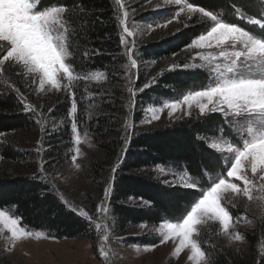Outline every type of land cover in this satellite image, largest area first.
<instances>
[{
  "label": "trees",
  "instance_id": "16d2710c",
  "mask_svg": "<svg viewBox=\"0 0 264 264\" xmlns=\"http://www.w3.org/2000/svg\"><path fill=\"white\" fill-rule=\"evenodd\" d=\"M56 1L80 8L66 19L73 67L82 75L90 76L98 71L105 76V91L92 99L87 97L86 91L99 93L101 88L83 78L74 83L79 101L77 127L79 132L88 131L95 146V151L85 161L90 170L88 184L94 188H88L80 196H69L58 187L59 169L72 163L71 98L64 91L38 99L17 84L9 70L0 74V209L15 208L22 223L31 229L48 231L58 238L85 237L97 248L99 230L93 222L90 227L78 214L81 207L95 220L101 213L96 212L97 205L107 199L106 212L114 235L136 231L141 224L157 227L162 218H179L185 206L199 197L200 189L174 182L167 174L168 169L174 167L179 171L185 167L192 177L206 185L207 175H215L226 166L223 154L207 146L209 139L216 136L218 130L228 131L227 138L233 144L236 136L229 132L225 118L218 114L187 117L171 125L140 130L141 114L135 119L137 130L134 128L135 132L128 135L129 59L120 44L119 3L117 0H46L45 4L51 6ZM186 1L224 14V20L248 30L253 28L239 22L240 14L260 19L252 0ZM234 9L242 11L234 12ZM153 17L159 18L156 14ZM202 27L201 21L195 18L171 37L145 44L137 42L135 53L141 69L144 70L146 62L169 59L177 54L207 28ZM140 78L137 87L147 82L146 76ZM206 79L208 76L200 72H167L160 78L162 84L158 88L151 84L137 94L138 105H148L155 95H169L166 87L182 90ZM13 88H18L19 92ZM26 104L37 108L35 115L24 110ZM104 104L108 106L106 109ZM35 141L42 144L41 158L33 152ZM42 164L43 177L40 175ZM114 167L115 173L112 172ZM159 168L163 171H158ZM105 188L110 193L107 198L104 197ZM145 200L152 207H145ZM259 216L254 231L244 232L248 245L244 250L223 245L219 239H210L213 246L204 249L211 264H264V253L258 248L264 238V214L259 211ZM147 238L130 236L127 240L135 244H156L159 240L155 235L153 239ZM0 264H15L11 254L2 247Z\"/></svg>",
  "mask_w": 264,
  "mask_h": 264
},
{
  "label": "snow or ice",
  "instance_id": "6c2138e0",
  "mask_svg": "<svg viewBox=\"0 0 264 264\" xmlns=\"http://www.w3.org/2000/svg\"><path fill=\"white\" fill-rule=\"evenodd\" d=\"M164 2L174 5L183 3L181 12H186L189 16L198 13L202 22H211L205 32L194 37L186 46L187 49L209 50L208 54L197 53L202 63L190 66L205 70L209 82L200 90L189 91L181 100L165 103L163 107L154 110L151 119L145 123L150 124L152 120H159V113H163L165 108L169 109L168 115L171 118L173 113L185 105L183 116L176 119H183L184 116L192 117V109L195 106L202 116L222 114L227 126L240 140L241 145L234 146L224 137L222 131L218 130L217 137L207 146L221 154H231L230 163L225 166V173L218 175L215 180L209 178V186L200 190V196L185 206L179 223H169L162 218L157 229L161 233V243L178 237L179 241L174 249L176 253L190 247V260L195 261V264H208L201 245L192 238L197 231V225L206 220H214L219 223L223 233L228 234L232 216L225 203L230 204L234 196H244L248 201H252V189L257 174L259 180L264 181V36L255 35L236 23L226 22L217 12L185 3L184 0H164ZM117 3L122 9L119 19L120 44L126 50L131 66L135 68L137 61L131 56L135 41L129 39L135 33L129 27V12L123 10L122 0H117ZM252 5L258 9L260 19L246 23H251L264 32V0H252ZM78 11L80 8L77 5L42 7L40 0H0V74L20 68L23 73L18 74H28L38 78L40 91H44L46 85L56 91H60L63 87L71 98L69 117L75 145H79L81 139L76 122V92L72 87L73 81L79 76L74 75L75 68L71 64L73 51L70 50L69 38L65 35V20ZM241 11L234 9V12ZM174 16L178 18L179 13H174ZM245 16L246 14H243L238 18L244 19ZM171 22H166L164 26ZM212 51H215L216 55H212ZM172 67L174 68L175 65ZM63 78L67 79L66 87L62 85ZM104 78V73L98 71L93 72L91 76L83 77L85 81L89 79L100 81ZM149 86L150 84L146 83L144 88ZM13 91L19 92V89L13 88ZM24 110L34 115L37 112V108L31 104L24 105ZM48 111L51 112L52 109ZM36 151L39 155L40 149L37 148ZM74 153L71 155L73 163L77 160L80 148L76 147ZM75 167L79 169L80 164L75 163ZM249 169L252 174L251 179L248 175ZM158 171L163 169L159 168ZM112 172H116L115 167ZM40 175L41 177L45 175L43 164ZM232 180H237L238 183H233ZM239 182L244 186L241 187ZM187 187L197 189L198 184L193 181ZM261 191H264V184L261 185ZM109 195L108 188H105L104 197L107 198ZM261 200H264V197H261ZM143 205L152 207L146 200L143 201ZM261 207H264V204ZM105 211H108L107 199L100 201L96 207L97 213ZM78 214L89 222L90 227L92 226L93 215L87 211ZM20 221L21 218H14L8 211L0 210V226H2L0 232L7 229L12 242L33 235L39 239L44 235L42 232L34 233L25 229ZM104 239L107 240L108 237L105 236ZM230 239L242 241L244 237L237 232L234 236H230ZM99 254L105 259L109 255L102 249Z\"/></svg>",
  "mask_w": 264,
  "mask_h": 264
},
{
  "label": "rangeland",
  "instance_id": "374dc122",
  "mask_svg": "<svg viewBox=\"0 0 264 264\" xmlns=\"http://www.w3.org/2000/svg\"><path fill=\"white\" fill-rule=\"evenodd\" d=\"M45 2L46 0H40L42 7L47 6ZM184 2L188 3V1L186 0H184ZM122 3L124 6L123 10H127L129 12V27L135 33L134 36L129 39L135 41V45L132 48L131 56L132 59L136 58V61L137 53H135V49L137 42L145 44L147 42L161 41L165 38L177 34V32L187 27L190 21L193 19L197 18L201 21L200 15L198 13L195 16H189L186 12H181L180 8L183 7V3L181 5L166 4L164 0H122ZM54 5L59 6L62 4L56 1L51 6ZM147 12L152 13L153 16L156 14L157 16H159V18H154L151 14ZM145 13H147V15ZM174 13H179L178 18L174 16ZM223 15L224 14L220 15L221 18H223ZM256 19L259 18L245 16L244 19H239V22H242L244 26H249V28H253L252 30H249L253 34L258 36H264V32H261L257 26L251 23H246V21L250 22ZM168 21L172 22L167 23V26L165 27L164 25ZM201 23L202 26L205 27L211 22L201 21ZM157 25H160V27H157ZM65 30V35L69 36L66 20ZM205 31L206 28L203 32ZM191 41L192 39L189 41L188 45ZM208 51L209 50L187 49L185 46L182 50H180L177 54H174L169 59L153 60V62L151 61V63L146 62L144 64V70L141 69V66L138 61L136 67L133 68L129 60V82L127 86L129 88V91L131 92V97H129L127 101L128 113L126 117V128L129 129L128 135H131L132 132H135L134 128L137 130L135 119L141 114L142 119L138 124V129L140 130L155 129L171 125L176 121L182 120L176 119V117L183 116V113L186 109V105L177 112L173 113V116L171 118L168 115L169 109L165 108L163 113H159V120H152L150 124L145 123V121L151 119L154 110L163 107L165 103L181 100L182 96L187 94L189 91L200 90L201 87L206 86L209 82V80L206 79L205 81L200 82L197 85H189L188 87L183 88L182 90L171 89V87H166V89L170 90L169 95H155L150 99L148 105L142 106V104L138 105L137 102V94L141 90L143 91V89H145V84L141 87H137L141 79L140 76H146V83L150 85L152 84L153 88H158L159 85L162 84L160 78L164 76L167 72L173 73L174 71L182 70L186 72H200L208 76L205 70L190 67L202 63V61L197 56V53L204 55L208 54ZM212 55H216V52L212 51ZM70 59L71 64L73 66V56ZM173 65H175L174 68L172 67ZM141 71L144 73L141 74ZM12 73L14 74L13 78L17 82V84L21 85L23 89H25L29 93L35 94V97L37 96L38 99H45L47 94L50 93L59 94L64 92L63 87L60 91H56L50 89L47 85L45 86L44 91H40L38 78L30 76L28 74H18L23 73V70L20 68H16L14 71H12ZM74 75L79 76L77 80L84 77V75H82L76 70L74 72ZM34 80L35 83H33ZM89 81L92 82L93 86H95L96 88H101L102 92L91 93L86 91L87 97L91 99L96 96L100 97L101 93H103L106 89L104 88L105 78L100 81L90 79ZM75 82L76 80L73 81V85ZM62 85L65 87L67 86L66 78L62 79ZM75 87V85L72 87L73 91ZM132 93H135V95H132ZM76 102L78 108L79 101L76 99ZM106 104L103 105L104 109L108 107L106 106ZM192 111L193 116H201L195 106L193 107ZM214 114L222 115L220 113H213L210 115ZM184 118L187 117L184 116ZM45 119L46 118H44V122H46ZM41 126L43 127L44 125L41 124ZM228 130L229 132H231L230 128ZM79 133L81 143L79 145H75L73 143V154H75L74 149L76 147H79L80 153L75 163L80 164V168L76 169L75 163L72 162L70 165L63 167L58 171V174L60 176V185L63 189H61L60 185L58 187L60 188V190L66 191L69 196L73 194L80 196V194H82L83 192L85 193L88 188H94L93 186H89L88 184L90 181V177L88 176L90 170H87L88 168H86L85 166V161L95 151V146L93 144L92 136L88 133V131L85 130ZM222 133L224 137L227 138L228 131H222ZM218 134L219 133H217V135ZM217 135L209 139V144L212 142V139L217 137ZM74 139L75 137L73 135V141ZM235 140L236 142H234V146H241L240 140L237 138ZM35 145L36 147L33 152L36 154V157L41 158V153L38 155L36 150L37 148H39L40 152H42V144L40 141H35ZM230 157L231 154H223V159L225 160L226 165L230 163ZM173 168L170 167L168 169L167 174L171 177L172 180H174V182L183 186H187L193 181H196L200 190L206 189L209 186V181H206L205 179L206 185H202L201 180L192 177L185 167H183V170L179 171H176ZM222 173H225V170L217 172L215 173V175H207V179L209 180V178H211L212 180H215L217 176ZM248 175L251 179L252 174L250 172V169ZM232 182L238 183L237 180H232ZM239 183L241 187L244 186L242 182ZM254 183L255 186L252 189V201H248L247 197L244 196H234L232 197L230 204L225 203V206L228 207L232 216V222L230 224L228 234H224L222 228L219 226V223L214 220H206V222L197 225V231L193 234L192 238L197 240L204 252L205 246H213L209 241L210 239H219L221 241V244L226 246H234L235 248L240 250H244L248 246L245 242V239H243L242 241H234L230 239V236H234L238 232L244 237V232L250 233L254 231V228H256L257 225L256 220L260 218L259 211L264 214V207H261V205L264 204V200H261V197H264V191H261V185L264 184V181L259 180V175L257 174ZM0 210L8 211L9 215L13 216L14 218H19V216L16 214L15 208H6ZM81 211L87 210L81 207L79 209V212ZM179 218L165 219L166 222L169 223H179ZM92 222L96 225L97 230H99V243L96 246L97 248H95L85 237L72 239L58 238L56 236L51 235L48 231L31 229L30 227L22 223V220L20 221V223L21 226H23L25 229L31 230L34 233L42 232L44 235L41 236L39 239H37L36 236L33 235L31 237L22 238L18 241L12 242L10 240V233L7 231V229H4L3 232H0V247L4 248L5 250H7V252L11 254L15 264H195V261L189 259V257L191 256L190 247L183 249L180 253H176L174 251L179 241L178 237L171 239L166 243L160 242L161 233L157 231L160 224L157 227L141 224L140 226H138L136 231L132 230L124 234L114 235L112 234L110 217L106 211L101 212L100 215L97 216L96 219ZM154 235L159 239L156 244H153L152 242H149L150 244H135L132 242H128L127 240V238H129L130 236H147V239H153ZM203 235H206L207 238ZM105 236L108 237L107 240L104 239ZM153 245H155V247H152ZM258 248L264 253V238L260 240ZM101 249L103 251L108 252L109 255L107 259H105L99 254ZM205 256L206 259H208V264H211L210 259L206 253Z\"/></svg>",
  "mask_w": 264,
  "mask_h": 264
}]
</instances>
